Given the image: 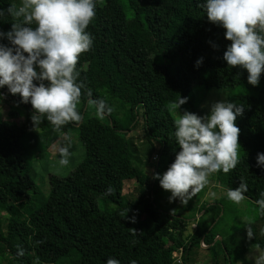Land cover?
<instances>
[{
  "label": "trees",
  "instance_id": "obj_1",
  "mask_svg": "<svg viewBox=\"0 0 264 264\" xmlns=\"http://www.w3.org/2000/svg\"><path fill=\"white\" fill-rule=\"evenodd\" d=\"M95 2L96 16L87 29L94 43L77 65L79 80L86 85L78 106L86 122L83 157L68 176L52 185L44 204L35 210L31 202L38 188L32 182V163L80 124L56 130L44 118L35 129L31 104L10 96L7 86L0 88V100L11 107L0 112V264H106L108 258L120 264L133 260L174 264L172 253L177 249L181 264H188L192 246L209 251L211 264H218L215 250L222 256L221 264H236L249 247L264 250V209L256 203L264 193V166L257 164L258 153H264V74L253 86L246 69L227 65L223 56L231 41L221 25L208 21L206 0ZM20 3L0 0L4 12L0 31L7 32L18 22L7 9ZM0 43L11 46L6 38ZM200 58L203 62L197 67ZM212 88L225 89L224 100L244 106L236 120L241 130L240 162L227 174L221 171L209 177L208 185L183 204L190 214L184 219L161 203L164 190L154 176H162L180 151L172 104L187 97L182 106L195 109ZM87 89L93 99H105L113 108L110 116H96ZM139 125L140 149L129 135ZM149 157L148 177L140 163ZM241 180L248 186L245 200L256 209V217L217 234L214 228L223 204L216 199L200 203V199L216 182L227 202L228 189L237 188ZM127 181L134 187L123 193ZM195 212L197 216L201 212L197 220L192 216ZM208 213L211 218L202 224L201 216ZM189 223L194 229L185 235ZM246 225L253 231L251 239Z\"/></svg>",
  "mask_w": 264,
  "mask_h": 264
},
{
  "label": "clouds",
  "instance_id": "obj_2",
  "mask_svg": "<svg viewBox=\"0 0 264 264\" xmlns=\"http://www.w3.org/2000/svg\"><path fill=\"white\" fill-rule=\"evenodd\" d=\"M203 8L208 21L221 25L225 38L231 41L223 56L227 65L246 69L248 83L257 86L264 74V0H206ZM7 13L18 22L7 32L0 31V39L6 38L11 45L0 43V88L7 86L12 95L19 94L21 103L31 104L35 129L44 118L56 130L70 123L80 124L84 117L78 106L86 85L79 80L77 65L94 43L87 29L96 16L95 0H21L19 6H9ZM0 15H4L3 10ZM202 62L203 58L198 59L196 66ZM86 95L98 118L112 114L113 108L105 99H93L91 89ZM187 101V97H180L170 109L180 113L174 121L180 151L162 176H154L161 188L171 193L169 202L179 200L184 205L208 185L212 174H227L240 162L241 130L236 120L244 113L243 105L227 100L213 103L210 114L204 116L187 110L181 113L180 107ZM70 147L59 149L62 167L70 164ZM257 164L264 166V153H258ZM247 191V184L241 180L237 188L228 189L227 197L240 203ZM260 195L256 203L264 209V193ZM131 221L135 223V217ZM246 231L251 239V227L246 225ZM132 234L137 230L133 228ZM23 254L19 249L18 255ZM106 264L120 261L108 258ZM255 264H264V255L255 259Z\"/></svg>",
  "mask_w": 264,
  "mask_h": 264
},
{
  "label": "rangeland",
  "instance_id": "obj_3",
  "mask_svg": "<svg viewBox=\"0 0 264 264\" xmlns=\"http://www.w3.org/2000/svg\"><path fill=\"white\" fill-rule=\"evenodd\" d=\"M34 28L35 25H32ZM39 69H37L38 71ZM39 83V82H35ZM47 84V82H45ZM9 95L14 98H19V94L12 95L9 92ZM226 95L225 89H209L206 93V96L204 100H202L195 109L191 108L188 105L180 107L181 113L185 110L195 113L200 116H204L206 114H210V108L211 105L217 101H224ZM10 103H6L3 100H0V112L6 113L11 109V107H8ZM12 106V104H11ZM179 110L176 111H170V115L175 120L178 118ZM17 124L21 123L20 119L16 120ZM86 122L80 123L79 126H76V128L69 130L66 134L61 135L57 141L50 147L48 153L44 155L43 157H40V159L36 160L32 163V169H33V175H32V182L35 184V186L38 188V192L33 196L32 202H31V209L35 210L42 206L45 202V199L48 194V190L52 187V185L57 182L60 178L68 176L76 167V165L81 161L83 157V147H82V140H83V134L82 132H85L86 128ZM134 140L136 146L140 149L141 146V139H142V129L141 126H137L135 130L130 132L129 134ZM71 145L70 151L72 153L71 161L69 166L62 167L59 165L58 161L60 159V153L59 149L62 146ZM153 154V153H152ZM151 154V155H152ZM140 165L142 166V171L145 175L148 177L152 173V161L150 157L144 162H141ZM219 183L213 182L209 185L207 188L205 195H203L200 199V203H209L211 200H221L220 202L223 204V213L220 216V218L216 221V226L214 228L215 233L220 234V230L222 231H233L235 228L246 224L250 220L254 219L256 217V209L247 201L243 200L240 203H235L231 201L230 199L226 201H223V199L226 197L225 192L223 191V188L221 185H218ZM213 185L217 186L215 189L212 187ZM134 187L133 182H124L123 185V193L130 192ZM162 200L168 207L169 210H171L174 213L184 215L185 217H189L190 214H187L186 209L184 205L179 201L175 200L173 202H169V197L171 196V193L169 191H163ZM225 196V197H224ZM30 213V210L25 211L24 216L26 217ZM201 214V212H199ZM198 214V216H199ZM194 218L197 220L198 216L195 213H193ZM190 217V219L192 218ZM211 213H208L207 215L201 216V222L202 224H206L208 220L211 218ZM195 221V220H192ZM194 227H191V224L189 223L185 229L184 234L189 235L192 232V229ZM221 231V232H222ZM183 234V235H184ZM226 234V233H223ZM223 236V235H222ZM247 252L243 255L241 261L237 262L236 264H255V259H257L260 255H264V250H260L254 247L247 248ZM215 255L218 258V264H221V254L215 250ZM202 256H205L207 261H212V256L210 255L209 251L202 250L199 247L192 246L189 251L188 258L190 259V263L188 264H195V261L197 258H200ZM194 260V261H193ZM192 261V262H191Z\"/></svg>",
  "mask_w": 264,
  "mask_h": 264
},
{
  "label": "crops",
  "instance_id": "obj_4",
  "mask_svg": "<svg viewBox=\"0 0 264 264\" xmlns=\"http://www.w3.org/2000/svg\"><path fill=\"white\" fill-rule=\"evenodd\" d=\"M212 187L215 189V187H217V186L213 185ZM206 193H207V192H206ZM182 216H184V215H182ZM186 218H187V217H186ZM191 227H194V225L191 224ZM193 229H194V228H193ZM193 229H192V230H193ZM217 238H218V239H219V238L221 239L220 236H219V237L216 236V239H217ZM200 249H202V248H200ZM202 250H203V249H202ZM247 251H248V250H246V252H247ZM246 252H245V253H246ZM245 253H244V254H245ZM177 255L179 256L180 254H178V252H177ZM205 258H206L205 256H202V257H200V258H197L196 261H195V264H211V262H210V261L208 262L207 259H205ZM193 261H194V260H193ZM240 261H241V260H240ZM191 262H192V261H191ZM174 264H181L179 257L176 258V260L174 261Z\"/></svg>",
  "mask_w": 264,
  "mask_h": 264
},
{
  "label": "built area",
  "instance_id": "obj_5",
  "mask_svg": "<svg viewBox=\"0 0 264 264\" xmlns=\"http://www.w3.org/2000/svg\"><path fill=\"white\" fill-rule=\"evenodd\" d=\"M200 246H201V247H204V245H203L202 243H200ZM177 252H178V254H180V249H177L176 252H173V253H172V257H173L174 260H176V258L179 257V256L177 255Z\"/></svg>",
  "mask_w": 264,
  "mask_h": 264
}]
</instances>
